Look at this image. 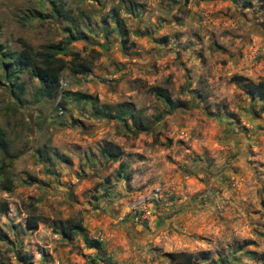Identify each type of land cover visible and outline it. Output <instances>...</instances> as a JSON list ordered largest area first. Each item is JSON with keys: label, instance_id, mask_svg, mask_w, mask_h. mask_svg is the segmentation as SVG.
<instances>
[{"label": "rangeland", "instance_id": "obj_1", "mask_svg": "<svg viewBox=\"0 0 264 264\" xmlns=\"http://www.w3.org/2000/svg\"><path fill=\"white\" fill-rule=\"evenodd\" d=\"M59 41L87 74L4 78ZM259 81L264 0H0V264H264Z\"/></svg>", "mask_w": 264, "mask_h": 264}, {"label": "trees", "instance_id": "obj_2", "mask_svg": "<svg viewBox=\"0 0 264 264\" xmlns=\"http://www.w3.org/2000/svg\"><path fill=\"white\" fill-rule=\"evenodd\" d=\"M75 34L69 32L68 42L70 43L74 38ZM66 54H70L71 58L69 63L71 65L72 72L77 74H87L91 70V66L86 63L85 59L80 55L79 51L76 50H67L65 45H62V42H50L43 46V50H38L32 52L28 46H24L20 51H10L3 53L6 56L7 60H3L2 67L4 70V78L10 79L11 72L9 69L10 62H15L18 65L29 67L30 75L36 76L47 88L48 91H53L56 83L59 80L60 73L62 69L66 66L67 60L64 58ZM251 91L253 89H258V96L264 102V81H259L257 84L250 85ZM19 92L23 90L22 86H18ZM156 92L161 96L165 101L170 103V98L165 94L164 90L157 88ZM79 98H89L92 97L88 94H79ZM117 111L113 114V117L126 121V115H130L133 118L134 125L139 130L146 128V125L143 124L141 118L137 119L134 113V108L118 105ZM6 148V142L3 141V138H0V149ZM106 152L109 149L105 150ZM109 155L114 159L116 154L114 152H109ZM5 189H9L8 186ZM27 224L30 228L35 229L37 227V222L33 217L27 218ZM84 226L80 221L67 219L61 226V231L65 235L75 234L77 232L83 231ZM169 261L172 264H195L194 254L187 251H173L166 253Z\"/></svg>", "mask_w": 264, "mask_h": 264}]
</instances>
